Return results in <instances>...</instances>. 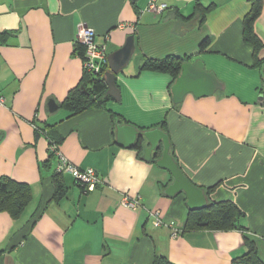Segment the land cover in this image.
<instances>
[{
    "label": "crops",
    "instance_id": "1",
    "mask_svg": "<svg viewBox=\"0 0 264 264\" xmlns=\"http://www.w3.org/2000/svg\"><path fill=\"white\" fill-rule=\"evenodd\" d=\"M163 1L168 8L155 13L146 10L148 0H0V177L31 189L19 218L0 211V264H154L157 255L174 264H231L247 252L245 237L264 261V66L255 65L244 37L252 0ZM197 3L212 6L203 23L194 17ZM81 24L95 31L107 55L130 35L135 50L117 74L119 99L110 94L105 107L73 114L61 104L83 78ZM254 29L262 60L264 0ZM205 38L211 43L200 51ZM168 55L203 60L224 90L189 93L174 104L170 74L140 71L146 57ZM50 100L59 107L50 108ZM163 122L171 155L203 190L206 206L234 202L245 213V230L185 229L191 207L185 192L169 190L174 177L158 164L163 143L148 157L147 139L118 141L119 125L144 132ZM35 126L58 140L74 165L94 168L102 183L88 192L70 173L55 178L58 160ZM125 194L140 206H124ZM155 210L165 225L153 226Z\"/></svg>",
    "mask_w": 264,
    "mask_h": 264
},
{
    "label": "trees",
    "instance_id": "2",
    "mask_svg": "<svg viewBox=\"0 0 264 264\" xmlns=\"http://www.w3.org/2000/svg\"><path fill=\"white\" fill-rule=\"evenodd\" d=\"M262 2L263 0H252L251 9L244 18V37L247 42L254 46L255 65H262L263 68L264 59H258V54L263 47V43L255 33L254 29L255 21L260 16L262 11ZM196 6L197 9L195 11L194 17L196 16L199 18L200 23H203L206 20L207 14L212 9V6L203 7L200 3H197ZM210 43V38H205L201 42L199 50L204 51L207 49ZM76 47V50H78L82 60L84 61L86 58L85 46L83 44L76 43ZM190 59L191 56L177 55H168L160 59L146 57L140 66V71L149 70L170 74L173 77L174 84L176 79L181 74L183 63L189 61ZM108 69V64H106L105 67H103L101 73L94 74L92 71L84 68L81 83L69 92L61 105L69 111H72L73 114L81 113L93 107H105L107 101L113 98L108 93L109 87L106 83V72ZM262 76L264 80V71ZM36 129L39 132L42 131L41 133L45 132L44 134L47 135L50 145H59L60 142L50 136L47 130L38 127ZM161 129L167 131L166 122L162 123ZM159 152L161 153V149ZM50 154L51 156L56 157L55 153H53L51 150ZM59 175L60 174L57 172L55 178ZM57 182L58 179L56 183ZM56 185L57 188L55 194L57 195V198H60L64 194V191L62 186H60V183ZM215 187L216 185L207 188L206 193L210 194ZM30 201L31 189L28 184L18 182L7 176L0 177V211H7L13 218H19L25 211ZM244 215L245 213L232 201H212L202 209H190L185 229L245 230L244 226H242L239 222L241 217ZM163 225L165 224L163 223L162 226ZM245 238L248 245L247 252L241 256L235 257L231 264H264V261L259 256L255 243L249 240L247 237ZM154 264L174 263L165 256L157 255L154 260Z\"/></svg>",
    "mask_w": 264,
    "mask_h": 264
},
{
    "label": "water",
    "instance_id": "3",
    "mask_svg": "<svg viewBox=\"0 0 264 264\" xmlns=\"http://www.w3.org/2000/svg\"><path fill=\"white\" fill-rule=\"evenodd\" d=\"M134 50L135 38L134 35H130L122 48L108 55L109 69L106 72V83L109 87L108 93L116 99H119V89L116 83L117 74L128 65ZM224 88L225 84L215 72L206 68L203 60L186 61L182 65L181 74L171 87L172 100L174 104H179L189 93L195 97H203L213 95L218 90H224ZM49 105L52 109L59 107L54 100H50ZM117 131L118 141L124 146H131L143 138L147 139L150 145L146 148L148 157H151V152L162 142L163 154L158 164L170 170L174 177V183L169 188L171 193L185 192L188 197V204L192 209L199 210L206 206L207 199L203 190L191 183L175 162L170 153L169 136L161 128L139 132L136 127L124 124L119 125Z\"/></svg>",
    "mask_w": 264,
    "mask_h": 264
},
{
    "label": "built area",
    "instance_id": "4",
    "mask_svg": "<svg viewBox=\"0 0 264 264\" xmlns=\"http://www.w3.org/2000/svg\"><path fill=\"white\" fill-rule=\"evenodd\" d=\"M167 8L168 5L163 0H148L146 6L147 11L155 13H161ZM126 26H131V24H127ZM95 35L96 33L92 28L81 24L78 27L76 43H80L85 46L86 58L83 61L84 68L92 71L94 74H99L102 72L103 67L108 64V55L106 52V45L98 43L95 40ZM3 102L4 97L0 96V103ZM38 114L39 112H37L36 116H38ZM35 128H37V126H35ZM49 148L53 153H55L57 157L58 162L56 171L59 174H72L88 192L95 190V188L100 183H102V179L94 168L88 167L85 169H81L77 167L60 151L59 145L53 144L50 145ZM121 203L124 206L130 208H137L141 204L139 198L131 197L128 194H125ZM150 216L155 227L162 226V224L164 223L163 218H161L160 216L159 210L152 211L150 213Z\"/></svg>",
    "mask_w": 264,
    "mask_h": 264
}]
</instances>
